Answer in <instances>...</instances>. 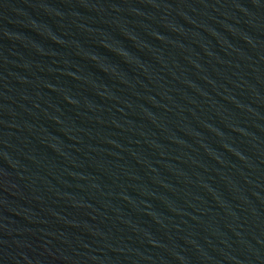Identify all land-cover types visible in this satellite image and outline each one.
<instances>
[{
  "label": "water",
  "instance_id": "water-1",
  "mask_svg": "<svg viewBox=\"0 0 264 264\" xmlns=\"http://www.w3.org/2000/svg\"><path fill=\"white\" fill-rule=\"evenodd\" d=\"M0 264H264V0H0Z\"/></svg>",
  "mask_w": 264,
  "mask_h": 264
}]
</instances>
